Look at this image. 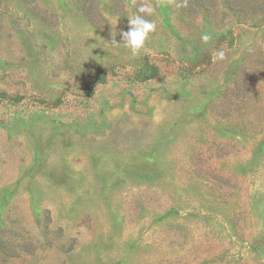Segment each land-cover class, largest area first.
<instances>
[{
	"label": "rangeland",
	"instance_id": "374dc122",
	"mask_svg": "<svg viewBox=\"0 0 264 264\" xmlns=\"http://www.w3.org/2000/svg\"><path fill=\"white\" fill-rule=\"evenodd\" d=\"M0 264H264V0H0Z\"/></svg>",
	"mask_w": 264,
	"mask_h": 264
},
{
	"label": "clouds",
	"instance_id": "9594fccd",
	"mask_svg": "<svg viewBox=\"0 0 264 264\" xmlns=\"http://www.w3.org/2000/svg\"><path fill=\"white\" fill-rule=\"evenodd\" d=\"M139 13L151 14L152 9L141 5L138 8ZM156 29V24L154 21L145 19L143 15H135L128 19L127 30H121L120 41L117 42L116 39H112L111 43L113 45H122L123 47L130 50L133 56L138 55L140 50L143 48L145 41L147 40L150 33L154 32ZM211 35L204 34L201 36L202 41L207 43L211 39ZM214 60H223V51L217 52L213 57Z\"/></svg>",
	"mask_w": 264,
	"mask_h": 264
}]
</instances>
